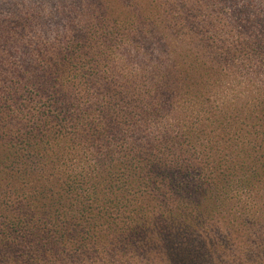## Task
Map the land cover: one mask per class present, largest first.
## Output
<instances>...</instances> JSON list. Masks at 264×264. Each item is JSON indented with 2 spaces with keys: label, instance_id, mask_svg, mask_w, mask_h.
Instances as JSON below:
<instances>
[{
  "label": "trees",
  "instance_id": "1",
  "mask_svg": "<svg viewBox=\"0 0 264 264\" xmlns=\"http://www.w3.org/2000/svg\"><path fill=\"white\" fill-rule=\"evenodd\" d=\"M58 1L0 22V264H264V0Z\"/></svg>",
  "mask_w": 264,
  "mask_h": 264
},
{
  "label": "rangeland",
  "instance_id": "2",
  "mask_svg": "<svg viewBox=\"0 0 264 264\" xmlns=\"http://www.w3.org/2000/svg\"><path fill=\"white\" fill-rule=\"evenodd\" d=\"M59 6L58 0H0V22H6L7 17H13L17 12H34L37 21L30 19L31 24L27 26H38L46 13L48 15L50 11L55 12L54 9H59Z\"/></svg>",
  "mask_w": 264,
  "mask_h": 264
}]
</instances>
